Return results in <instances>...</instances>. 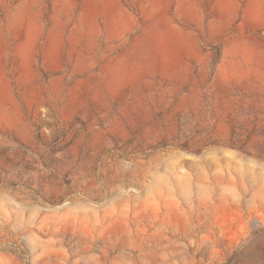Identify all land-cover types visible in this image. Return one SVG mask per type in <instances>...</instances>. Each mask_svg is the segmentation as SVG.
Segmentation results:
<instances>
[{
  "label": "rangeland",
  "instance_id": "rangeland-1",
  "mask_svg": "<svg viewBox=\"0 0 264 264\" xmlns=\"http://www.w3.org/2000/svg\"><path fill=\"white\" fill-rule=\"evenodd\" d=\"M0 264H264V0H0Z\"/></svg>",
  "mask_w": 264,
  "mask_h": 264
}]
</instances>
